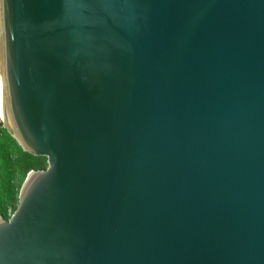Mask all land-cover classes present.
<instances>
[{
	"label": "water",
	"instance_id": "95a60500",
	"mask_svg": "<svg viewBox=\"0 0 264 264\" xmlns=\"http://www.w3.org/2000/svg\"><path fill=\"white\" fill-rule=\"evenodd\" d=\"M0 98V264H264V0H2Z\"/></svg>",
	"mask_w": 264,
	"mask_h": 264
},
{
	"label": "trees",
	"instance_id": "16d2710c",
	"mask_svg": "<svg viewBox=\"0 0 264 264\" xmlns=\"http://www.w3.org/2000/svg\"><path fill=\"white\" fill-rule=\"evenodd\" d=\"M46 166L45 157L23 152L4 128L0 130V212L5 218L16 194V183H22L30 169H43Z\"/></svg>",
	"mask_w": 264,
	"mask_h": 264
},
{
	"label": "rangeland",
	"instance_id": "374dc122",
	"mask_svg": "<svg viewBox=\"0 0 264 264\" xmlns=\"http://www.w3.org/2000/svg\"><path fill=\"white\" fill-rule=\"evenodd\" d=\"M16 149H17V151L19 152V150H18V148L16 147ZM20 185H21V183L19 182V183H16V188H15V190H16V194L14 195V199H13V201H11V203H10V207H9V212H8V215L11 213V211L15 208V206H16V202H17V191H18V188L20 187Z\"/></svg>",
	"mask_w": 264,
	"mask_h": 264
},
{
	"label": "built area",
	"instance_id": "2783aa9c",
	"mask_svg": "<svg viewBox=\"0 0 264 264\" xmlns=\"http://www.w3.org/2000/svg\"><path fill=\"white\" fill-rule=\"evenodd\" d=\"M3 128V116H2V107H1V98H0V130ZM9 212V210H8Z\"/></svg>",
	"mask_w": 264,
	"mask_h": 264
},
{
	"label": "snow or ice",
	"instance_id": "6c2138e0",
	"mask_svg": "<svg viewBox=\"0 0 264 264\" xmlns=\"http://www.w3.org/2000/svg\"><path fill=\"white\" fill-rule=\"evenodd\" d=\"M0 2H2V0H0Z\"/></svg>",
	"mask_w": 264,
	"mask_h": 264
}]
</instances>
